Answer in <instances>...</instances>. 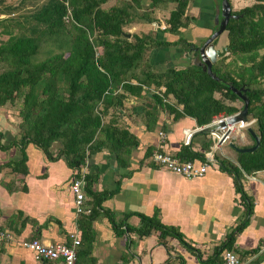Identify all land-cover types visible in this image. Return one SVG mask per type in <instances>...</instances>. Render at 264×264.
Returning a JSON list of instances; mask_svg holds the SVG:
<instances>
[{
  "label": "trees",
  "instance_id": "16d2710c",
  "mask_svg": "<svg viewBox=\"0 0 264 264\" xmlns=\"http://www.w3.org/2000/svg\"><path fill=\"white\" fill-rule=\"evenodd\" d=\"M110 1L44 0L32 12L24 14L26 19H32L27 31L10 33L9 38L1 42L0 106L14 103L20 97L23 99L21 137L5 144L0 130L1 149L17 145L22 150L21 158L12 161L13 170L28 172L25 152L30 142L41 147L50 159L63 158L72 169L79 170L90 155L104 149L116 154L118 164L126 167L133 149L140 144L136 133L117 123L119 118L124 120L127 98L152 95L175 113V118L190 115L199 126H204L223 113L232 115L242 109L244 104L239 107L225 101V98L242 101L233 87L247 89L250 118L256 119L257 126L252 129L260 136L261 143L254 152H237L240 167L227 159H223L221 165L232 169L230 171L238 178L244 175L243 170L248 174L264 170V87L259 85L264 81V0H255L252 5L234 12L236 16L228 21L226 48L234 60L225 68L223 57L213 64L212 70L218 79L203 69L200 54L197 61L185 67L172 64L156 69L151 62L153 49L183 44L191 50L196 46L181 30L189 20L190 0H117V4L107 7ZM145 6L148 10L168 11L166 26L158 28L156 35L137 32L133 34L134 39H130L125 26L132 22L150 23L154 18V10L142 12ZM160 31L180 33V37L176 40L161 38ZM44 44L49 53L39 58ZM153 84L165 86L163 94L153 90ZM216 92H222L224 99H218ZM170 95L176 102L165 101ZM145 107L147 125L153 127L158 120L157 111H152L147 103ZM112 109L119 116L105 120ZM248 133L255 145V138ZM56 141L62 143L63 148L53 156L51 146ZM152 154L153 147H150L146 155ZM178 156L207 160L205 153H196L190 144L184 145ZM240 190L251 213L253 202L241 186ZM91 194L97 199L95 205H100L105 198V195ZM96 214L93 208L89 217L92 219ZM140 215L143 221V226L138 228L140 232L150 233L157 228L162 237L174 234L187 243L174 226H167L154 216ZM248 221L246 219L239 230ZM234 242L235 235L228 236L224 244L215 248L217 257L225 251L237 250ZM255 251L257 249L252 253ZM204 262L218 264L215 257Z\"/></svg>",
  "mask_w": 264,
  "mask_h": 264
},
{
  "label": "crops",
  "instance_id": "0c3cea01",
  "mask_svg": "<svg viewBox=\"0 0 264 264\" xmlns=\"http://www.w3.org/2000/svg\"><path fill=\"white\" fill-rule=\"evenodd\" d=\"M231 1L237 10L235 5L239 0ZM218 10L215 0H190L189 20L184 26L187 29L181 27V30L189 35L190 41L202 43L212 33V27L208 28L207 23L215 21ZM201 23H205V27L202 28ZM190 26L196 29L195 32ZM176 34L158 32L159 37L168 40H176ZM169 46L151 52V62L156 69L172 64L185 67L192 62L190 52L185 58L180 52L171 59ZM161 49L167 53L162 54ZM155 91L161 93L158 89ZM139 98L138 95L127 98L133 114H125L123 122L138 135L140 144L133 149L126 167L118 164L116 154L104 149L90 155L79 170L72 169L63 158L50 159L41 147L30 142L25 152L28 171L25 173L14 171L12 167V161L22 156L20 146L0 148V228L14 233L13 240L0 243V264H64L61 260H37L23 241L36 237L45 243L72 245V235L81 240L78 246L80 264H202L213 257L219 263L223 254L217 257L215 248L233 235L234 248H237L233 251L241 255V259L254 257L253 264H264V170L254 174L243 170L244 175L238 178L230 171L232 169L221 165V161L227 159L240 167L238 151L231 143L252 146L250 135L241 131V138L235 133L230 142L218 148L211 146L215 142L209 133L196 130L188 142L186 130L203 127L198 125L195 117L181 115L175 118V113L155 98V101L146 102H139ZM145 103L152 111H157L158 120L153 127L147 125ZM15 123L17 127L6 117L0 120L3 143L9 144L20 138V122ZM160 131L166 134L162 146ZM60 144L56 141L51 146L53 156L60 153ZM186 144H190L196 153L212 152L215 156L204 176H185L155 164L152 155H146L150 147L153 152L161 148L178 155ZM81 174L86 181V204L97 212L92 219L90 214L79 216L76 213L71 183ZM240 186L253 202L251 213H248ZM92 192L100 197L105 195L100 205H95L97 199ZM141 213L174 226L187 243L174 234L162 237L157 228L150 233L140 232L138 228L143 226ZM246 219H249L248 223L239 230ZM254 249L257 251L252 253Z\"/></svg>",
  "mask_w": 264,
  "mask_h": 264
},
{
  "label": "built area",
  "instance_id": "2783aa9c",
  "mask_svg": "<svg viewBox=\"0 0 264 264\" xmlns=\"http://www.w3.org/2000/svg\"><path fill=\"white\" fill-rule=\"evenodd\" d=\"M238 112L232 115L221 114L216 117L210 124L204 125L199 128H188L186 130V140L189 142L193 133L196 130H200L207 126H212L221 123L222 121H228L232 116L236 115ZM256 122L255 119H250L248 122L240 121L235 124L227 123L226 126L211 131L209 134L213 141L215 142L218 148L221 147L222 144L226 142H230L234 138V134L237 133L239 137L243 138V135L240 134L241 131L245 128L252 126ZM161 136V146L165 143L166 134L164 131H160ZM207 160L205 161H197L195 159H182L177 154L164 150V149H156L152 154V160L155 164L164 166L168 169H171L175 172L181 173L188 177L199 178L204 176L208 171L209 163L215 161V156L212 152H208L205 154ZM81 175H77L76 178L71 183V189L74 193L75 197V205H76V213L80 216L82 214L89 215L92 213V209L86 204V191L84 185L86 184L85 177ZM73 244H58V243H45L39 238H31L29 240H24L23 244L25 247L30 249L33 252L34 257L37 260L51 259L53 260H61L64 264H80L78 262V246L81 244V240L77 238V236L72 235ZM14 233L9 229L0 228V243L3 241L13 240ZM254 257L245 260L241 259V257L233 252V251H225L222 256V260L218 264H253ZM202 264H211L208 262H203Z\"/></svg>",
  "mask_w": 264,
  "mask_h": 264
},
{
  "label": "rangeland",
  "instance_id": "374dc122",
  "mask_svg": "<svg viewBox=\"0 0 264 264\" xmlns=\"http://www.w3.org/2000/svg\"><path fill=\"white\" fill-rule=\"evenodd\" d=\"M43 1L44 0H35L34 2L33 1H21V0H0V44H1V42L6 41L9 38L10 33L19 34V33H21V31H27V28H28L29 24H31L32 19H29V18L26 19L24 17V14H29L30 12H32L34 9L39 7L42 4ZM147 2H148V0H147ZM254 2H255V0H249V1H247V0L246 1L239 0L238 3L235 6H236V9L239 10L240 7L245 6L247 3H249V5H251V3H254ZM117 3H118L117 0H111L106 6L110 7V6H113V5L117 4ZM173 4H174V2H173ZM174 5H172V6H174ZM7 6H11V8L9 9ZM246 6H248V5H246ZM147 8H148L147 6L143 7L142 12L153 11L154 10V9L153 10H148ZM150 13L152 14V12H150ZM153 15H154L153 24H150V23H139V22H134L133 23L132 22L129 25L125 26L124 30L127 33L126 34L127 37L130 38V39H134L133 34L137 33V32L139 34H144L145 32H149V33H152V34L156 35L158 28L162 29V28H164L166 26L164 24V22H165V18H167V16H168V11L158 9V10H156L153 13ZM184 28L187 29L186 27H184ZM189 28H191V30H193V32H195V30H196V29L194 30V28H192V26H190ZM191 30H189L188 32H190ZM184 33L189 39L190 38L189 35H187V33L185 31H184ZM184 33L182 31L183 37H184ZM129 34L131 36H129ZM176 35L178 36V38L180 37V33H177ZM185 41H187V40H185ZM228 42L229 41H228V38H227V34H224L221 37L218 46L224 49V48H226ZM44 45L45 46L43 48H41V52L39 53V58H44L47 55V53H49L48 52L49 51L48 46L46 44H44ZM179 45L183 46V44H179ZM176 47H178V46H175V45L169 46V49H170L169 53H171V59L175 58L174 57L175 54L180 53V52L182 53L183 58H185L187 53L190 52L189 54H191V51H189L186 48H184V46L182 47L183 49L181 47H178L180 50L178 48H176ZM99 52H102L101 48L99 49ZM161 52H162V54H166L167 53L164 49H161ZM146 56L147 55H145V58H146ZM221 57L224 58V60H222L223 61V68L227 67V64H229L230 62H232L234 60L233 55H231V54H229L227 52L225 53L224 56H221ZM0 67H2V66H0ZM134 81H136V80H134ZM259 85L264 87V81L262 80ZM152 88H155V90L158 89L163 94V92L165 91L166 87L165 86H159L158 87V86L153 84ZM215 95H216V97L218 99H224V95H223L222 92H216ZM130 99H126L125 100L126 102H125L124 107L127 110L125 112L126 115L127 114H133V109L130 108ZM148 100L155 101L154 98H152L151 96H144V97H140L138 99L139 102H141V101H143V102L145 101L146 102ZM165 101H167V102L168 101L176 102V99H175V97L173 95H170L168 97L167 96L165 97ZM225 101L228 104L237 105L239 107H242L243 104H244L241 100L230 101V100L225 98ZM22 103H23V99H22V97H20V98H17L14 103L8 102L5 105H1L0 106V120L2 118L6 117V118L9 119V123L15 124V126H16L15 122H21V120H22V117L20 115V107L22 106ZM134 104H133V106H134ZM223 114H225V113H223ZM117 116H119V114L116 113L112 109L110 111L109 115L106 116L105 120L109 121L112 118L117 117ZM14 120H15V122H14ZM117 123L119 125H122V126L125 125V123L123 122L122 118H119ZM252 126L257 128L255 123ZM18 127H20V125ZM242 131H243V133H248V132H246V131H248L247 128L243 129ZM21 132H22V129L20 127V133ZM240 144H239V146H241ZM211 146H214V143H212ZM62 148H63V145H62L61 149ZM219 152H220V150H219Z\"/></svg>",
  "mask_w": 264,
  "mask_h": 264
},
{
  "label": "water",
  "instance_id": "95a60500",
  "mask_svg": "<svg viewBox=\"0 0 264 264\" xmlns=\"http://www.w3.org/2000/svg\"><path fill=\"white\" fill-rule=\"evenodd\" d=\"M231 6L228 0H223V21H221L219 29L207 40L206 46L207 47H202L201 49V58L202 62L204 63L203 69L208 71V73L214 77L215 79H218L217 75L214 74L212 70L213 64L216 62L218 57L224 56L225 53L227 52V48H224L223 50L216 49L212 42L217 39L224 31H226V25L227 22L229 21L230 17L232 16L231 14ZM129 36H131L129 34ZM234 91L240 96L242 101L244 102V106L242 109L237 113L236 115L232 116L228 121H222L219 124L212 125V126H207L202 129H200L199 133H210L211 131H214L216 129H219L221 127H224L227 125V123L230 124H235L240 121L248 122L250 121V113H249V105L250 101L245 94L246 89L242 87L241 89H236L234 88ZM248 131L252 134V136L256 140V144L249 146V147H240L234 142L231 143V146H233L238 152H254L258 147L260 146L261 139L260 136L252 129V127H248Z\"/></svg>",
  "mask_w": 264,
  "mask_h": 264
},
{
  "label": "flooded vegetation",
  "instance_id": "af4514ba",
  "mask_svg": "<svg viewBox=\"0 0 264 264\" xmlns=\"http://www.w3.org/2000/svg\"><path fill=\"white\" fill-rule=\"evenodd\" d=\"M229 1V3H230V6H231V14H232V16L230 17V19L232 18V17H235L236 15H234L235 13L234 12H236V11H239V10H235L234 8H233V4H232V1L231 0H228ZM215 2L217 3V6H218V8H219V10H218V13H216V18H215V21H212V22H210V23H207V25H209L208 26V28H211L212 29V33L206 38V39H204V41H202V43H200V44H196V46H193L192 47V49L190 50L191 51V53H192V62L193 61H197L198 60V54H200V56H201V49H202V47H207L206 46V42H207V40L219 29V26H220V23H221V21H223V19H224V17H223V0H215ZM253 4V3H252ZM230 19H229V21H230ZM228 23V22H227ZM201 27L203 28V27H205V23L204 24H202L201 23ZM225 32V31H224ZM223 32V33H224ZM222 33V34H223ZM222 34L220 35V36H222ZM219 36V37H220ZM217 38V39H215L213 42H212V44L214 45V47L216 48V49H219V50H223V48H221V47H217V45L219 44V40H220V38ZM197 50H199V52L200 53H197ZM218 59H219V57H218ZM218 59L216 60V62L218 61ZM201 64H203L204 65V63L202 62V58H201ZM204 67V66H203ZM247 90V89H246ZM243 102V101H242ZM244 103V102H243Z\"/></svg>",
  "mask_w": 264,
  "mask_h": 264
},
{
  "label": "clouds",
  "instance_id": "9594fccd",
  "mask_svg": "<svg viewBox=\"0 0 264 264\" xmlns=\"http://www.w3.org/2000/svg\"><path fill=\"white\" fill-rule=\"evenodd\" d=\"M252 127V126H251Z\"/></svg>",
  "mask_w": 264,
  "mask_h": 264
}]
</instances>
